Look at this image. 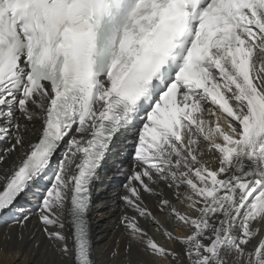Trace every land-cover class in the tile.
Instances as JSON below:
<instances>
[{"label":"snow or ice","instance_id":"obj_1","mask_svg":"<svg viewBox=\"0 0 264 264\" xmlns=\"http://www.w3.org/2000/svg\"><path fill=\"white\" fill-rule=\"evenodd\" d=\"M106 165L112 264H264V0H0V217L100 264Z\"/></svg>","mask_w":264,"mask_h":264},{"label":"bare ground","instance_id":"obj_2","mask_svg":"<svg viewBox=\"0 0 264 264\" xmlns=\"http://www.w3.org/2000/svg\"><path fill=\"white\" fill-rule=\"evenodd\" d=\"M110 167L111 165H106L100 181L95 186L90 213L93 248L100 264H112L108 256L111 248L115 246V240L120 237V233L113 224L114 217L109 214L108 210L109 194L117 185L114 184L117 179L114 178L110 181L105 174ZM95 197L97 198L95 199ZM18 203H26V201L22 198ZM20 231L18 226L11 223L7 214L0 217V264H55L56 257L54 253L46 250L47 241L39 232H36L35 236L40 240V246L34 247V230L31 226L24 231L23 239L18 238ZM157 238L159 239V237ZM120 247L122 252V240ZM123 259V255L118 257L116 264H123ZM134 259L147 258L142 254L134 253Z\"/></svg>","mask_w":264,"mask_h":264},{"label":"rangeland","instance_id":"obj_3","mask_svg":"<svg viewBox=\"0 0 264 264\" xmlns=\"http://www.w3.org/2000/svg\"><path fill=\"white\" fill-rule=\"evenodd\" d=\"M122 180H117V181H115L114 182V184H118V183H120Z\"/></svg>","mask_w":264,"mask_h":264}]
</instances>
